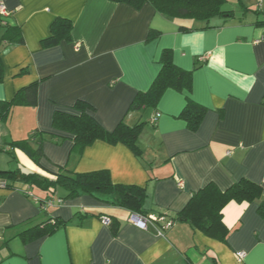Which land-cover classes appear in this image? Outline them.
<instances>
[{
    "label": "crops",
    "instance_id": "1",
    "mask_svg": "<svg viewBox=\"0 0 264 264\" xmlns=\"http://www.w3.org/2000/svg\"><path fill=\"white\" fill-rule=\"evenodd\" d=\"M0 3L23 35L21 43L7 46L0 30L5 68L0 102H11L19 90L39 82L37 106H14L0 120V174L7 178H0V264H264L258 202L233 200L225 206L230 230L225 240L181 220L160 235L158 223L141 230L128 221L132 211L112 201L89 194L63 199L66 189L42 196L20 177L25 172L52 177L64 167L77 173L108 170L115 184L146 188L149 215L172 217L211 182L226 190L248 179L264 189V0H228L232 9H224L235 15L210 21L172 19L150 4L136 9L112 0ZM58 18L71 21L70 38L46 47ZM152 28L160 36L148 40ZM164 49L172 50L177 66L193 72L191 92L168 89L155 108L130 110L160 72ZM188 97L207 108L196 132L180 118ZM79 100L93 107L89 113L108 131L121 122H145L142 155L101 140L76 153L73 136L54 129L53 118L57 111L78 113ZM27 139L31 150L42 143L39 164L12 146ZM7 171L17 176L8 177ZM35 197L54 205L45 211ZM50 218L67 223L31 242L19 236ZM240 252H246L244 261Z\"/></svg>",
    "mask_w": 264,
    "mask_h": 264
},
{
    "label": "trees",
    "instance_id": "2",
    "mask_svg": "<svg viewBox=\"0 0 264 264\" xmlns=\"http://www.w3.org/2000/svg\"><path fill=\"white\" fill-rule=\"evenodd\" d=\"M117 3L128 4L136 9H140L145 4L152 5L156 11L172 19H195L198 21H210L215 16L232 17L235 15L233 10H225L224 6L228 0H112ZM248 9V8H247ZM250 10V9H248ZM255 11V10H253ZM262 13L260 10H256ZM0 30L2 31L1 42H6L7 46L21 43L23 35L21 27L12 21V17L0 18ZM72 31V23L69 19L58 18L52 25L51 36L45 40L44 46H53L61 39H69ZM160 36V31L151 29L148 40L156 39ZM161 69L153 83L146 91L139 92L134 98L130 110H144L155 108L164 93L168 89L191 92L193 86V72L177 66L173 59L171 49H164L160 58ZM5 68L0 56V82L3 81ZM38 86L36 81L16 94L11 102H0V120L6 119L14 106L38 104ZM187 105L180 114V118L186 121L191 131H198L207 108L194 102L190 97ZM78 113H67L57 111L54 114V129L68 133L73 136V150L81 154L84 149L97 140L105 141L110 144L122 143L128 146L137 156L142 155L139 146V135L145 122L135 126H129L121 122L114 131L106 130L89 110L93 107L82 100L76 102L74 106ZM46 139L42 133H37ZM52 135V139L62 140L64 137ZM42 138L40 139L42 142ZM30 139L14 141L12 146L23 149L26 154L39 164L43 156L42 143L37 148L31 150ZM8 177H16L15 172L7 171ZM20 177L29 183L32 188H39L49 196L55 194L58 187L67 190L63 199L75 198L82 194H89L101 201L113 202L114 204L130 209L132 212L148 215L144 209V204L148 198L146 188L137 185L115 184L112 181L108 170H98L87 173H77L65 167L60 172L46 177L36 172L22 173ZM62 199V198H61ZM238 202H258V213L264 217V189L261 184L248 179H242L233 184L226 190H222L214 182L195 192L188 205L174 217L169 214H160L177 221L188 222L194 229H198L208 235L225 240L229 228L223 220V211L230 201ZM48 199L40 198L39 203L45 211L48 210ZM67 222L60 218H50L38 225L19 234L22 240L27 243L53 234ZM110 225H114L111 221Z\"/></svg>",
    "mask_w": 264,
    "mask_h": 264
},
{
    "label": "built area",
    "instance_id": "3",
    "mask_svg": "<svg viewBox=\"0 0 264 264\" xmlns=\"http://www.w3.org/2000/svg\"><path fill=\"white\" fill-rule=\"evenodd\" d=\"M10 16H11V13L8 11L4 3H0V18H9ZM159 116L160 114L157 113L154 116V118L151 120L152 123H155ZM30 195L33 196L32 193H30ZM35 198L39 201L37 197ZM61 201L62 199H59V202ZM46 205L53 206L54 201L52 199L48 200ZM103 221L107 225H110L111 223V220L107 217H104ZM128 221L134 226H136L137 228L144 230V231H148L150 224L158 223L160 225V232H159L160 235L164 234L166 231L173 228L176 223L173 219L168 218L167 216L149 215V214L143 215V214L135 213V212H131ZM245 257H246V252H240L238 259L239 261H244Z\"/></svg>",
    "mask_w": 264,
    "mask_h": 264
},
{
    "label": "rangeland",
    "instance_id": "4",
    "mask_svg": "<svg viewBox=\"0 0 264 264\" xmlns=\"http://www.w3.org/2000/svg\"><path fill=\"white\" fill-rule=\"evenodd\" d=\"M232 5H233V4H232ZM225 8H226V9H232V8H231V4H230V5H229V4L226 5ZM5 156H7L6 158L8 159V162H9L8 165H10V166L12 165V167H15L16 164L13 163V162H10V157H9V155L6 154ZM24 169H25V171H30V168L28 167V165H24ZM61 170H62V169H61ZM0 178H1L2 180H4V181L7 179L6 177H3V175H1V174H0ZM57 190H58V191H59V190H60V191H63L64 188H63V187H58ZM33 191H34L36 194H39V195H42V196H43V195H46V192L43 191V190H41V189H39V188H33ZM58 193H59V192H58ZM36 194H35V195H36ZM55 195H57V192H56ZM36 196H37V195H36ZM37 197H38V196H37ZM39 198H40V197H39Z\"/></svg>",
    "mask_w": 264,
    "mask_h": 264
}]
</instances>
